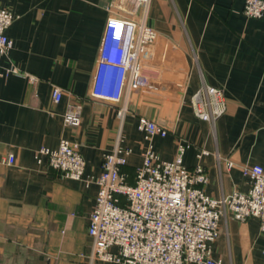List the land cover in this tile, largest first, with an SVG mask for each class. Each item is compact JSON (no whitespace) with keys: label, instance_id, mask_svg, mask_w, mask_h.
<instances>
[{"label":"crops","instance_id":"1","mask_svg":"<svg viewBox=\"0 0 264 264\" xmlns=\"http://www.w3.org/2000/svg\"><path fill=\"white\" fill-rule=\"evenodd\" d=\"M244 1L150 0L144 20L157 38L144 66L158 89H124L113 102L90 94L112 0H0L14 15L6 29L12 45L0 56V264H90L87 223L98 185L83 179L100 174L104 154L121 138L132 150L121 171L133 181L147 146L139 116L167 129L151 140L160 159H174L185 145L182 163L204 168L210 197L248 190L241 167H264V15L246 17ZM202 84L225 98L214 124L196 117L189 103ZM54 85L62 90L59 102ZM73 104L76 126L64 121ZM62 138L78 144L83 179L63 177L46 156L37 160L40 147L56 148ZM212 248L221 264H264L259 220L226 215Z\"/></svg>","mask_w":264,"mask_h":264},{"label":"built area","instance_id":"2","mask_svg":"<svg viewBox=\"0 0 264 264\" xmlns=\"http://www.w3.org/2000/svg\"><path fill=\"white\" fill-rule=\"evenodd\" d=\"M150 0H112L99 47L90 94L98 99L119 101L127 94L141 91L156 93L155 74L145 70L149 49L157 32L145 24L144 13ZM141 12V14H140ZM242 12L246 17L261 18L264 0H245ZM138 17V18H137ZM137 18V19H136ZM14 15L0 7V56L12 42L6 29ZM7 72H16L9 68ZM116 74L112 84V75ZM35 76H29L31 82ZM52 100L59 102L62 90L54 85ZM193 114L214 124L226 110L220 88L202 84L189 97ZM123 118L125 107L117 110ZM66 124L80 122L77 105H71L64 116ZM137 129L147 146L141 163L135 168L133 181L121 171L131 148L118 138L112 151L104 154L102 170L96 177L84 178V160L78 144L60 139L56 148L42 146L36 158L47 157L51 169L63 177L95 181L98 189L91 210L87 234L92 240L90 264L94 261L114 264H221L213 257V243L219 235L221 218L230 215L243 222L249 217L259 220L264 236V167L243 165L247 191L234 190L219 198L210 197L203 189L208 176L200 164L188 168L182 163L185 145L179 144L174 159L162 160L155 153L152 138L165 136L167 129L156 120L139 116ZM201 153H207L201 151ZM200 156V154H198ZM233 166L227 160L226 167ZM264 253V249L262 250Z\"/></svg>","mask_w":264,"mask_h":264},{"label":"trees","instance_id":"3","mask_svg":"<svg viewBox=\"0 0 264 264\" xmlns=\"http://www.w3.org/2000/svg\"><path fill=\"white\" fill-rule=\"evenodd\" d=\"M122 168V167H121ZM134 177V176H133ZM133 180V179H132Z\"/></svg>","mask_w":264,"mask_h":264}]
</instances>
